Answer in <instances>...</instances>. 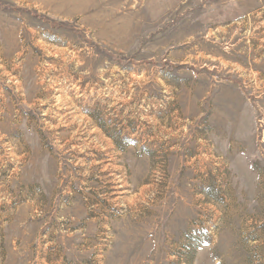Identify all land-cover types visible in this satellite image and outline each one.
I'll return each instance as SVG.
<instances>
[{
  "label": "rangeland",
  "instance_id": "374dc122",
  "mask_svg": "<svg viewBox=\"0 0 264 264\" xmlns=\"http://www.w3.org/2000/svg\"><path fill=\"white\" fill-rule=\"evenodd\" d=\"M0 264H264V0H0Z\"/></svg>",
  "mask_w": 264,
  "mask_h": 264
}]
</instances>
